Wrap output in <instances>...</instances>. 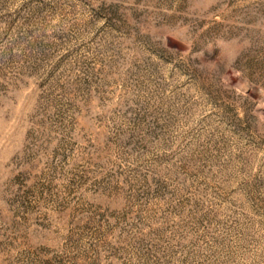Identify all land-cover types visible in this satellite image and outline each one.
<instances>
[{
	"label": "rangeland",
	"instance_id": "rangeland-1",
	"mask_svg": "<svg viewBox=\"0 0 264 264\" xmlns=\"http://www.w3.org/2000/svg\"><path fill=\"white\" fill-rule=\"evenodd\" d=\"M0 264H264V0H0Z\"/></svg>",
	"mask_w": 264,
	"mask_h": 264
}]
</instances>
